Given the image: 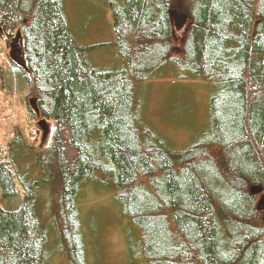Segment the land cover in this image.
I'll return each mask as SVG.
<instances>
[{
	"label": "trees",
	"instance_id": "16d2710c",
	"mask_svg": "<svg viewBox=\"0 0 264 264\" xmlns=\"http://www.w3.org/2000/svg\"><path fill=\"white\" fill-rule=\"evenodd\" d=\"M111 12L120 69L93 65L64 0H0V37L17 32L26 63L0 62V90L16 70L32 117L54 122L36 155L47 181L0 160V264H42L55 251L50 213L69 263L90 264L78 199L92 181L115 189L147 264H264V0H124ZM168 65L218 85L209 128L178 150L135 115L138 86Z\"/></svg>",
	"mask_w": 264,
	"mask_h": 264
},
{
	"label": "rangeland",
	"instance_id": "374dc122",
	"mask_svg": "<svg viewBox=\"0 0 264 264\" xmlns=\"http://www.w3.org/2000/svg\"><path fill=\"white\" fill-rule=\"evenodd\" d=\"M112 1L119 5L124 2L64 0V4L77 44L82 47L91 46L89 57L93 65L120 69V58L114 51ZM183 31L185 29L176 28L177 38L182 36ZM13 39L17 47L11 46ZM0 62L6 68L10 65L25 68L22 39L17 32L12 37H0ZM159 72L156 78L141 83L137 88L139 108L135 113L136 119L140 126L155 131L157 137L165 140L169 148L182 149L209 128L210 97L218 85L200 79L177 77L174 68L169 65ZM9 77L7 85L0 90V160L7 157L16 161L14 163L18 170L22 163V176L29 182L42 179L47 181L37 165L36 155L51 142L54 122L40 119L39 114L33 118L25 90L20 87L19 72L15 70ZM21 192L6 201L11 205L18 204ZM36 193L38 198L47 197L41 198V205L37 202L46 212L47 204L52 200L51 189L49 192L48 184L41 181L36 186ZM114 195L113 187L93 181L80 192L78 201L89 263L147 264L138 252L140 229L132 224L127 215L121 213L115 204ZM263 198L264 193L260 196V199ZM50 216L51 213L46 216L49 220L44 218L45 232L50 237L48 245L55 251H51L42 264H70L64 251L59 250L61 244Z\"/></svg>",
	"mask_w": 264,
	"mask_h": 264
},
{
	"label": "water",
	"instance_id": "95a60500",
	"mask_svg": "<svg viewBox=\"0 0 264 264\" xmlns=\"http://www.w3.org/2000/svg\"><path fill=\"white\" fill-rule=\"evenodd\" d=\"M12 43H16V42H15V39H13ZM256 191H257V192H260V190H255V192H256ZM259 204H260V205H263V208H264V198H263V199H260Z\"/></svg>",
	"mask_w": 264,
	"mask_h": 264
},
{
	"label": "flooded vegetation",
	"instance_id": "af4514ba",
	"mask_svg": "<svg viewBox=\"0 0 264 264\" xmlns=\"http://www.w3.org/2000/svg\"><path fill=\"white\" fill-rule=\"evenodd\" d=\"M9 40H10V39H9ZM11 46L17 47L18 44H16V43H12V42H11Z\"/></svg>",
	"mask_w": 264,
	"mask_h": 264
}]
</instances>
